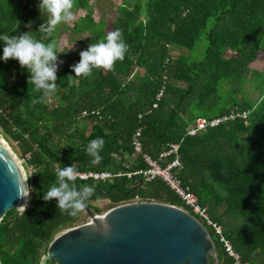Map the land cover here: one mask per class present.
Segmentation results:
<instances>
[{
	"label": "trees",
	"instance_id": "trees-1",
	"mask_svg": "<svg viewBox=\"0 0 264 264\" xmlns=\"http://www.w3.org/2000/svg\"><path fill=\"white\" fill-rule=\"evenodd\" d=\"M39 2L0 0V35L29 31L45 44L55 42L60 52L54 33L46 37L38 31L47 20ZM90 2L75 0V6L87 10ZM102 23L89 14L78 23L79 31H90L83 50L106 37ZM116 29L129 46L124 59L116 61L111 71L93 69L91 76L72 80L68 76L75 77L71 69L80 55L71 63L63 60L52 94L56 103L49 102L52 95L44 97L28 85L29 73L17 60L0 59L1 135L21 145L23 157L30 155L26 167L32 170L28 206L23 211L8 210L0 222V263L39 264L53 239L86 211L85 207L72 217L57 208L55 199L44 201L43 195L57 181V166L116 176L106 183L75 182L78 189L90 185L109 192L107 197L94 192L91 207L108 199L114 208L138 196L144 202L186 209L161 180L123 176L147 169L131 143L142 128L144 152L153 157L169 144L180 143L183 184L223 225L224 236L244 263L264 264V100L253 105L240 98L248 75H258L251 63L260 60L264 51V0H135L133 6L121 8ZM200 40L206 42L201 59L176 55L178 48L194 50ZM3 47L0 41V57ZM228 51L235 54L228 56ZM196 105L204 110L219 107L213 115L198 116L191 113ZM233 107L252 111L248 125L237 119L195 137L186 134L197 117L213 119ZM98 137L105 142L103 159L92 165L86 148ZM222 204L226 206L220 212ZM95 210L100 213V208ZM229 215L242 221L225 222ZM213 239L220 264H233L215 234Z\"/></svg>",
	"mask_w": 264,
	"mask_h": 264
},
{
	"label": "water",
	"instance_id": "water-1",
	"mask_svg": "<svg viewBox=\"0 0 264 264\" xmlns=\"http://www.w3.org/2000/svg\"><path fill=\"white\" fill-rule=\"evenodd\" d=\"M26 172L0 134V222L23 211ZM28 185V186H27ZM107 197L109 192L95 190ZM30 195V194H29ZM91 220L64 229L39 264H220L213 233L188 211L158 202L117 206L105 214L86 204ZM1 264V263H0Z\"/></svg>",
	"mask_w": 264,
	"mask_h": 264
},
{
	"label": "clouds",
	"instance_id": "clouds-1",
	"mask_svg": "<svg viewBox=\"0 0 264 264\" xmlns=\"http://www.w3.org/2000/svg\"><path fill=\"white\" fill-rule=\"evenodd\" d=\"M74 6L75 0H40L39 11L42 15H47V20L40 25L38 31L50 37L61 23L73 22L76 19L73 13ZM27 27H31V22ZM0 41L4 43L3 56L0 59L5 62L9 59L17 60L20 66L29 73L28 85L34 86V89L42 92L44 97L55 93L58 54L62 53L57 52L55 42L45 44L30 35L29 31L17 35L4 33L0 35ZM128 48L120 29L108 32L104 39L91 43L85 50L80 51V60L71 69L75 77L68 76L69 80L79 77L87 78L92 75L93 69L113 70L115 62L124 59ZM104 143L103 138L98 137L87 145L86 152L92 157V165H98L102 161L103 157L100 153L103 151ZM78 176L79 173L74 165L58 168L57 181L43 195L44 201L55 199L57 208L76 217L84 211L88 200L95 192L94 186L90 185H83L78 189L75 185ZM22 192L24 197H28L31 192L30 186Z\"/></svg>",
	"mask_w": 264,
	"mask_h": 264
},
{
	"label": "built area",
	"instance_id": "built-area-1",
	"mask_svg": "<svg viewBox=\"0 0 264 264\" xmlns=\"http://www.w3.org/2000/svg\"><path fill=\"white\" fill-rule=\"evenodd\" d=\"M162 92L156 96V101L160 99ZM153 108H157V104L153 105ZM251 110H242L238 107H233L230 109L229 113L220 117L213 119H208L205 117H197L193 123L187 128L189 136H197V134L208 130L209 128H215L220 124L229 121L241 119L248 124V118L251 114ZM84 114H87L85 112ZM143 118V114L139 115V119ZM143 129L140 128L136 130L133 134L131 143L134 149L135 156H140L143 163L147 166L145 170H138L134 173H126L123 176L129 179L134 177H141L146 182H152L156 179L161 180L165 185L179 196V198L184 202L186 209H184L194 215L200 222H202L207 229L211 228L212 233L215 234L223 245L224 251L227 253L228 257L233 260V264H247L241 260L239 253L234 249L231 241L226 238L223 234V225L215 222L208 209L203 207L194 192L187 185H184L179 176V171L183 169V164L180 158V144L172 143L168 145L167 149L161 150L156 157L151 154L144 152V145L142 142ZM56 167V173L57 169ZM79 176L75 182H89L94 181L95 183H106L116 176L110 172H78ZM144 202L138 196L132 202H127L124 204L139 203ZM121 204V205H124ZM120 206V205H119ZM117 207V206H116Z\"/></svg>",
	"mask_w": 264,
	"mask_h": 264
},
{
	"label": "rangeland",
	"instance_id": "rangeland-1",
	"mask_svg": "<svg viewBox=\"0 0 264 264\" xmlns=\"http://www.w3.org/2000/svg\"><path fill=\"white\" fill-rule=\"evenodd\" d=\"M135 0H91L90 5L87 10L78 8L74 6L73 13L76 19L71 23H61L57 26L54 35L58 39L59 51L62 52L59 55L58 65L61 66L63 63H59V61L63 60H71L78 56L80 51H82L85 46L88 44L87 37L90 34V31H79L78 23L82 22L83 18H87L88 14L92 16L94 22L105 21L104 24L105 31L111 32L113 31V26L115 19L120 16L121 8L125 5L133 6ZM206 48V42L204 40H200L194 50L187 49H176L175 53L178 54H187L190 55L191 59L199 60L203 57L204 51ZM228 56L234 55L235 53L232 51H228ZM250 68L253 72L258 73V75H248V79L242 84L241 90L242 93L240 98H243L245 101L252 103L253 105H258L264 100V51L261 52V59L255 60L251 63ZM56 103L55 98L50 97L49 102ZM155 104V103H154ZM157 104V103H156ZM219 105L215 106L212 109L204 110L200 106L196 105L191 113L194 115L202 116V115H213L218 112ZM2 128H0V134L2 132ZM8 145L12 149V151L16 154L20 163L22 164L27 177H30V173L32 170L26 167L27 160L30 155L26 157L22 156V146L15 142L10 141ZM132 159V158H131ZM92 205L94 207L100 208L99 215L105 214L113 204L108 199H101L96 202H93ZM224 204L220 207L219 211L222 212L225 210ZM116 207V206H115ZM91 217L87 211H84L78 221L75 224L89 222ZM241 219L234 217V215H229L224 217L225 222H231L233 225L238 224Z\"/></svg>",
	"mask_w": 264,
	"mask_h": 264
},
{
	"label": "crops",
	"instance_id": "crops-1",
	"mask_svg": "<svg viewBox=\"0 0 264 264\" xmlns=\"http://www.w3.org/2000/svg\"><path fill=\"white\" fill-rule=\"evenodd\" d=\"M239 109H240V108H239ZM229 111H230V110H229ZM229 111H228V113H229ZM228 113H226V114H228ZM226 114H225V115H226ZM236 120H237V119H236ZM239 120H241V119H239ZM229 121H234V120H229ZM226 122H227V121H226ZM192 123H193V122H192ZM192 123H191V124H192ZM224 123H225V122H224ZM191 124H190V125H191ZM245 124H246V122H245ZM190 125H189V126H190ZM246 125H248V124H246ZM189 126H188V127H189ZM188 127H187V128H188ZM217 127H218V126H217ZM217 127H215V128H217ZM209 129H214V128H209ZM209 129H208V130H209ZM206 131H207V130H205V131H203V132L197 134V136L200 135V134H203V133L206 132ZM186 134L188 135L187 129H186ZM188 136H189V135H188ZM191 137H195V136H191ZM178 144H180V143H178ZM180 147H181V145H180ZM180 158H181V156H180ZM179 172H180V171H179ZM180 179H181V178H180ZM187 186H189V185H187ZM189 187H190V186H189ZM190 188H191V187H190ZM191 190H192V189H191ZM192 192H193V191H192ZM194 194H195V193H194Z\"/></svg>",
	"mask_w": 264,
	"mask_h": 264
},
{
	"label": "bare ground",
	"instance_id": "bare-ground-1",
	"mask_svg": "<svg viewBox=\"0 0 264 264\" xmlns=\"http://www.w3.org/2000/svg\"><path fill=\"white\" fill-rule=\"evenodd\" d=\"M15 154V153H14ZM19 160V159H18ZM20 161V160H19Z\"/></svg>",
	"mask_w": 264,
	"mask_h": 264
}]
</instances>
